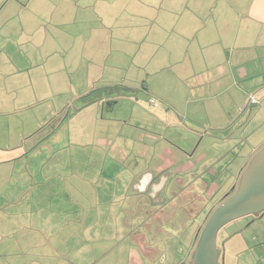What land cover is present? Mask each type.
<instances>
[{
    "label": "rangeland",
    "instance_id": "rangeland-1",
    "mask_svg": "<svg viewBox=\"0 0 264 264\" xmlns=\"http://www.w3.org/2000/svg\"><path fill=\"white\" fill-rule=\"evenodd\" d=\"M85 4L86 0L79 2L87 16L93 9ZM71 10L73 14L83 12L66 0H0V50L4 48V54L12 60V67L0 63V73L16 71L22 75L20 97L16 92L0 90V148L10 150L0 163V264H130L129 223L138 194L132 180L138 170L152 171L148 169L151 162L158 160L165 148L180 155L190 154L191 163L203 166L204 180L223 184L218 192L230 185L227 167L234 157L230 145L214 142V130L207 127L213 119L211 102L203 104L206 111H194L201 104L189 100L184 105L190 89L173 80L172 84L169 80L166 84L150 83L147 91L142 88L144 81L131 82L134 67L129 74L112 71V77L110 67L105 71L97 65L90 68L89 57L81 52L85 46L90 47L87 52L93 50L99 38L96 40L95 35L101 33V28L96 21L81 23L80 18L79 22L71 19ZM28 17L40 20L22 23ZM92 28L93 40L89 37ZM119 31L120 28L109 29L108 35ZM79 32L84 35H73ZM37 47L41 50L37 55L44 57L48 68L43 65L35 71L41 65L34 61L17 69L15 63L26 60L18 57L22 51L33 53ZM4 54L0 51V58ZM120 74L125 81L120 84L139 87L114 90L134 96L122 98L112 110L105 108L97 114L96 107L87 105L91 92L100 86L106 87L103 90L120 87L117 82L110 83L118 81ZM140 74L144 80L145 72ZM0 84L5 88L4 78ZM51 90L59 92L56 101H36L37 94L43 97ZM155 93L176 107L182 116L178 125L169 127L158 117L159 108L150 99L154 98L162 108L167 105ZM256 107L247 111L243 122H250L247 116ZM47 108L59 112L53 116L54 122ZM234 130V140H250L240 146L244 158L236 162L238 166L246 160L252 145L260 144L264 128L253 122L245 127L235 125ZM210 166L211 171L219 172V177L212 179L204 170ZM201 200L204 202L202 198L199 203ZM188 221L191 231L201 218L191 215ZM263 225L264 221H254L253 215L237 219L221 229L218 245L227 240L231 246L234 238L243 236L250 240L253 233L260 235ZM237 228L243 231L230 239ZM141 260V264H165L158 256L155 263Z\"/></svg>",
    "mask_w": 264,
    "mask_h": 264
},
{
    "label": "crops",
    "instance_id": "crops-1",
    "mask_svg": "<svg viewBox=\"0 0 264 264\" xmlns=\"http://www.w3.org/2000/svg\"><path fill=\"white\" fill-rule=\"evenodd\" d=\"M66 1L71 3V7L83 10L82 13L78 10L76 14H73L74 10H71V19L78 21L80 18L81 23L96 21L100 25L101 33L95 35L96 40L99 36L98 43H95L93 50L90 49L87 52L90 47L85 46L84 51L81 52L82 56L89 57L90 68L97 65L105 71L110 67L112 70L108 73L112 77L114 76L112 71L113 74L115 71L129 74L130 69L134 67L135 73L131 82L144 81L145 86L142 84V88L145 87L147 91L150 90V83L166 84L168 80L171 84L172 80L180 83L179 85H183L186 90L190 89V94L186 95L188 100L184 102V105L190 100L192 104H201V108L196 106L194 111L202 109L206 111V107L202 106L207 101L211 102L213 119L207 127L214 130L213 141H221L224 147L229 144V151L236 149L240 141L244 143L250 141L249 138L234 140L237 138L235 125L245 127L249 123L251 125L256 122L264 128V104L256 107L250 116H247V120H250L247 124L242 119L245 118L249 109L240 113L244 109L248 93L264 95V0H86L85 7L93 9L92 13L87 16L83 15L84 9L79 5L82 0ZM26 19L28 21L22 23L30 24L40 20L37 17ZM112 28H120L119 33L112 32L108 35L109 29ZM124 28L127 30L123 31ZM91 30L89 37L93 40V28ZM73 35L79 37L84 34L79 32ZM6 38L9 39V37ZM0 51L2 54L5 52L4 48ZM40 52L38 47L33 49V53L23 50L18 57H25L26 60H18L15 67L19 69V66L30 65L36 61L41 67L35 71H39L44 65V57L37 55ZM11 61L7 55L3 59L0 58V63H4L3 67L6 65L12 67ZM45 68L47 69L48 66ZM142 72H145L144 80H141L143 76L140 73ZM160 73L162 75L159 77ZM172 76L173 79H170ZM3 78L6 84L5 88H2L0 84V90L4 89L9 94L13 92L18 94V85L22 80V75L16 71L11 74L10 72L0 73V79L3 80ZM116 82L120 87L103 90L106 87L100 86L91 92V101L87 105L96 107L97 111H94L98 112L97 114L103 113L105 108L112 110L114 104L122 98L129 99L134 96L133 94L126 96L124 93L120 95L119 92L123 88L136 89L139 87L120 84L125 82L121 74L118 81L110 83ZM54 86L52 85V88ZM114 89L120 90L117 92ZM58 93V91L51 90L43 97L36 93L35 97L38 99L36 101L47 99L56 101ZM155 95L168 106L162 108L160 103L150 97V103L159 108L158 117L169 127L178 125L180 122L177 121L182 116L175 110L176 107L160 95L156 93ZM17 97H20L19 94ZM47 110L50 113V108ZM187 111L189 112V109ZM58 113V111H51L52 122L56 120ZM168 119L174 123L170 124ZM259 136L262 140L257 146L252 145L251 154L264 146V135ZM8 151L10 150L0 148V156H3L0 163L7 158ZM169 151V148L163 150L164 154ZM154 159L150 166L154 163ZM169 162L164 159L163 163L161 161V166L166 167ZM145 171L148 173L146 169L138 170L132 180L137 192L150 190V185L157 177L153 173V178L150 174L141 178L140 175ZM259 220L264 221V215ZM137 228L139 227L131 228L129 235L131 237L128 248L130 264H141L142 261L139 252L134 248L140 236L138 234L140 230ZM242 231L243 229H234L229 236L230 239ZM259 234L258 236L257 232L253 233L250 240L244 236L234 238L231 246L225 240L221 245L224 264H264V225ZM159 242L161 243L155 246L149 243L143 244V250L146 253L142 255L148 257L152 263H155L158 256L163 260L167 258L165 264H177L188 254L186 246L175 243L169 238L166 240L160 238ZM173 244H177L178 257L171 252V247L168 248Z\"/></svg>",
    "mask_w": 264,
    "mask_h": 264
},
{
    "label": "flooded vegetation",
    "instance_id": "flooded-vegetation-1",
    "mask_svg": "<svg viewBox=\"0 0 264 264\" xmlns=\"http://www.w3.org/2000/svg\"><path fill=\"white\" fill-rule=\"evenodd\" d=\"M249 95H256L258 101L255 103L249 102ZM248 96L245 107L240 113L264 103V95L259 96L258 93L250 92L248 93ZM243 143L244 141H240V144L238 143L239 145L235 147L236 149L230 151L232 153V158L234 157V162H231L233 164L230 163L227 167L228 175L230 176L228 183H230V185L226 184L227 188L222 192L221 190L218 192V190L223 184L217 182L218 184H221L218 185L213 182V180H204L202 173L203 166L197 167V164L191 163L190 160L193 158L190 154L187 156V152H182L186 155H180L176 150L172 149L169 153L167 152L164 154V152H162V154H159L158 160L154 159V163H152L153 165L150 166L152 167V171H148V173L145 171L140 177L144 178L147 177V174H150L153 178L151 172L155 173L157 177L155 178V182L150 185V190L147 192L140 191L134 198V210L131 214L133 219L129 223L131 228L139 227L137 229L140 230L138 233L140 236L134 244L135 250L140 254V260L148 259V257L142 255L146 253L143 250V244L149 243L155 246V244L161 243L159 242L160 238H163L164 240L169 238L170 240L175 241V243H181L186 246L185 248L188 250V254L185 258L177 264H191L196 246V237L205 224L204 222L219 203L226 198L237 185L241 172L249 164L253 155L258 151H254L252 154L250 152L245 158L246 160L241 165L238 164L237 166L236 162L241 158H244L243 155H241L240 149V146ZM122 153H124V151H122ZM236 153H240L238 156L239 158H236ZM119 158L121 159L122 157L120 156ZM164 159L170 161L166 167L161 166V161L163 163ZM204 170L209 171L212 179L219 177V172L211 171V166ZM193 174H195V176H192ZM231 177H233V180H231ZM186 179L187 181L181 185ZM195 184H201V187L197 188ZM202 198L204 199V202L201 200V203H199L198 200ZM140 202H144L143 207L140 206ZM191 215H193V217L199 216L201 221L196 224L194 230L190 231L188 218L190 219ZM263 215L264 212L258 216H254V221L259 220ZM129 224L127 225L129 226ZM129 238V242L131 243V237L129 236ZM176 245L173 244L172 246H168V248L171 247V252L178 257L179 253L177 251L178 248L176 250ZM218 246L221 247L220 245ZM144 247L146 246L144 245ZM164 262L167 263V258L164 259Z\"/></svg>",
    "mask_w": 264,
    "mask_h": 264
},
{
    "label": "water",
    "instance_id": "water-1",
    "mask_svg": "<svg viewBox=\"0 0 264 264\" xmlns=\"http://www.w3.org/2000/svg\"><path fill=\"white\" fill-rule=\"evenodd\" d=\"M186 181L187 179L181 185ZM263 212L264 146L253 155L241 172L237 185L207 218L196 237L191 264H224L222 248L218 246L221 229L237 219L258 216ZM168 243L171 244L170 241Z\"/></svg>",
    "mask_w": 264,
    "mask_h": 264
},
{
    "label": "built area",
    "instance_id": "built-area-1",
    "mask_svg": "<svg viewBox=\"0 0 264 264\" xmlns=\"http://www.w3.org/2000/svg\"><path fill=\"white\" fill-rule=\"evenodd\" d=\"M248 97H249L248 101L251 102V103L252 102L255 103V102L258 101L257 98H256V95H249Z\"/></svg>",
    "mask_w": 264,
    "mask_h": 264
},
{
    "label": "trees",
    "instance_id": "trees-1",
    "mask_svg": "<svg viewBox=\"0 0 264 264\" xmlns=\"http://www.w3.org/2000/svg\"><path fill=\"white\" fill-rule=\"evenodd\" d=\"M221 202H222V201H221ZM221 202H220V203H221ZM220 203H219V204H220ZM205 222H206V221H205ZM205 222H204V223H205Z\"/></svg>",
    "mask_w": 264,
    "mask_h": 264
}]
</instances>
